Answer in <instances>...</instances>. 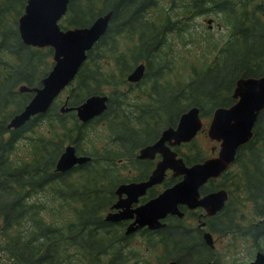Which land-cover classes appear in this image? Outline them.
Segmentation results:
<instances>
[{
    "label": "trees",
    "instance_id": "16d2710c",
    "mask_svg": "<svg viewBox=\"0 0 264 264\" xmlns=\"http://www.w3.org/2000/svg\"><path fill=\"white\" fill-rule=\"evenodd\" d=\"M24 2L0 0V264H144L132 236L103 218L112 198L109 190L124 177L122 157L137 161V147L174 124L186 107L197 105L205 115L232 100L236 77L264 72V0H68L60 27L84 26L110 11L105 31L68 85L69 105L106 92L107 108L80 122L73 110L61 112L53 101L22 125L8 128V118L30 96L16 87L38 85L52 63L49 46L26 45L18 36L16 18ZM196 16L219 17L228 32L207 63L195 67L189 62L190 73L184 74L186 69L172 58V41L187 33ZM140 61L141 79L126 81V73ZM134 88L135 95H129ZM92 132L101 134L97 143ZM66 143L90 158L56 170ZM233 166L225 173L230 199L208 228L239 236L264 252V106L251 138L237 148ZM141 237L145 253L160 252L155 264L169 258L178 264L207 259L236 264L220 261L225 254H216L185 229L145 230Z\"/></svg>",
    "mask_w": 264,
    "mask_h": 264
},
{
    "label": "water",
    "instance_id": "95a60500",
    "mask_svg": "<svg viewBox=\"0 0 264 264\" xmlns=\"http://www.w3.org/2000/svg\"><path fill=\"white\" fill-rule=\"evenodd\" d=\"M68 0H25L23 11L17 17V31L21 41L35 46L49 45L52 48V65L47 73L41 77L38 86L28 87L19 85V90H32L33 94L23 107L8 121L7 126H18L30 115L44 111L53 98L58 94L73 77L81 61L85 58L86 50L104 32L110 11L96 16L87 26H75L60 28L57 19L64 13ZM143 73V64H136L127 74L126 79L137 81ZM232 96L235 100L228 106H217L212 110L208 123L207 134L210 138L220 140L218 156L186 167L179 158H174L166 146L162 145L165 135L171 133L174 142L189 139L200 127L198 108L195 105L182 111L176 122L175 128L162 129L161 136L152 144L139 148L138 156L153 157L154 152L159 151L161 159L148 179L136 183L119 185V188H132L133 193L127 195L130 201L143 188L153 182L159 181L166 166H172L177 172H183V178L176 184L165 188L155 197L135 207L134 220L126 231L146 225L148 228H156L163 224L160 218L166 213L178 212L176 202L186 200L187 189L194 190L207 176L215 175L232 160L235 148L244 143L251 136V127L255 118L264 105V72L257 76L238 77L233 86ZM105 94H91L79 104L69 107L75 110V115L84 121L97 115L105 108ZM61 110V109H60ZM173 156V157H172ZM89 156L76 154L72 144H66L55 161V169L65 170L74 163L87 160ZM226 194L224 193V197ZM219 201L218 207L224 198ZM122 200L113 204L117 206ZM204 198L199 200L203 202ZM130 215L123 210L104 214L106 220H117ZM206 240L210 235L205 232ZM164 264H176L175 260H168ZM248 264H264V254L256 251Z\"/></svg>",
    "mask_w": 264,
    "mask_h": 264
},
{
    "label": "flooded vegetation",
    "instance_id": "af4514ba",
    "mask_svg": "<svg viewBox=\"0 0 264 264\" xmlns=\"http://www.w3.org/2000/svg\"><path fill=\"white\" fill-rule=\"evenodd\" d=\"M16 90L20 92L30 93V96L32 94L31 92L26 91V90H19L18 87H16ZM68 94L69 92L65 93L61 103L60 104L59 102L57 103L58 109H61L62 111L70 110L69 107L71 105L68 104ZM57 97L54 98V101L56 100ZM233 101H234V98H232V100L229 103L223 106H227L231 104ZM107 102H108V96L105 101L106 108H107ZM198 112L200 114L199 115L200 119L201 117H207V121L203 123L202 120H200L201 121L200 128L196 130V132L189 139L174 142V136H172L171 133L165 135L162 139V145L166 146L171 152H173L174 158H179L186 167L202 162L209 158H215L216 156H218V152L220 148V144H219L220 140L216 138H210L207 134L208 121L210 119L211 110L205 115L202 114L200 108H198ZM178 116L176 117V121L174 124H168L166 126L159 128L156 135L150 141L143 143L142 146L152 144L153 142L158 140L161 136L162 129L167 128V127L175 128ZM89 120L90 119L86 121H89ZM5 126H7V122ZM10 127L11 126H9L8 128ZM200 132H205L206 136L211 141H213V144L208 146V148H206V151H203L200 141L197 138V135ZM142 146L141 145L138 146L134 153V158L137 159V161L128 163L126 160V157L125 156L122 157V159L124 160V162H122V166L124 167L122 168V170H124L123 180L114 184L113 187H111V190H109V194L112 195V196L110 195L112 198L108 203V213L123 210L125 213L126 211H128V214L130 215L126 214V216H123L120 219L108 220V221L111 223L117 224L118 228L121 229L124 235H129L132 237L136 234H141V232L145 230H148L154 233V231H157L161 228H167L171 230L185 229L186 231H190L198 235L205 245H207L208 247L212 249H215L213 237H212L213 235H215V233L209 230L208 225L211 222V220H215L222 215V213L224 212L226 208L225 206L228 202V199H230L231 184L229 183V180L226 179L225 173L228 170L230 164L232 163V160H234L235 158L234 153H233L234 157L226 165L225 168L220 170L215 175L207 176L202 182H200L196 186L194 190L187 189V192L185 193L184 196L188 198V201L183 200V201L176 202V208L178 209V212H180V214H177L176 212L166 213L163 218H160V220L163 222V225L156 227V228H148L144 224L135 229L126 231L127 227L134 220L136 213L133 211V209L135 207L155 197L159 192H161L165 188L172 186L173 184H176L183 178V172L175 171L171 165L166 166L163 169V175L159 181L153 182L145 186L143 190H141L139 193H137L133 197V199L128 201L126 197L129 194V192H130L129 194L130 196L133 193L134 189L132 188L130 190L129 187L127 186L125 187V189H121L119 188V185L121 184L123 185L127 183H136V182L147 180L151 172L156 168L157 162L162 157L159 151L154 152L153 157L138 156L139 148H141ZM236 149L237 147L235 148V150ZM194 154H196L195 155L196 158L190 157L191 155H194ZM224 193L226 194L225 197H224ZM222 197L224 198L222 199L220 205L216 207V205L219 204V201ZM203 198H204V201L199 202V200ZM118 200H122L121 204L117 205L116 207L113 206V204L117 202ZM132 224H135V223H132ZM205 232H208L210 235V240L208 241L206 240ZM233 262L235 263V261ZM201 264H210V260L208 259L204 260Z\"/></svg>",
    "mask_w": 264,
    "mask_h": 264
},
{
    "label": "rangeland",
    "instance_id": "374dc122",
    "mask_svg": "<svg viewBox=\"0 0 264 264\" xmlns=\"http://www.w3.org/2000/svg\"><path fill=\"white\" fill-rule=\"evenodd\" d=\"M206 18L210 19L209 22L206 21ZM191 20V23L193 25L192 27L188 28L189 33L187 31L184 36L177 37L172 41V58L174 57L173 60H175V66L182 65L183 68L186 69L184 74L190 73L189 62L195 65L196 67L204 59H208L209 56L212 54L211 51L214 50L216 45H219L222 42V39L227 36L228 32L227 27L223 24V21L221 22L219 17L214 18L213 16H206L202 18L200 16H196L193 17ZM68 90V87H65L64 90L61 91V93L55 100L56 103H61L65 93H67ZM136 91L137 89L134 88V92L128 91V94L135 95ZM201 120L204 123L207 121V117H201ZM97 130L101 131L102 129L100 127ZM90 135L93 138L94 142L97 143L101 134H99V132H92ZM197 138L200 141L203 151H206V148L213 144V141H211L206 136L205 132H200L197 135ZM19 147V150L22 151L25 148V146L22 147V143L19 144ZM123 172L124 170H122V173ZM239 209L243 211L242 213L244 214L247 212V209H245L243 205L239 204ZM140 236L141 234L134 235L131 238V243L136 245V249H138L141 254L145 257L144 264H155L157 261L156 255H158L156 253L160 254V252L156 251L145 253V250L141 243L142 237ZM212 237L216 254H225V258L218 256L220 258V261L224 259L226 262H229V260H231L235 261L236 264H245V262L242 263V261H246L247 259L252 257L254 246H249L248 243L245 244L241 242L239 236L229 234H215Z\"/></svg>",
    "mask_w": 264,
    "mask_h": 264
}]
</instances>
